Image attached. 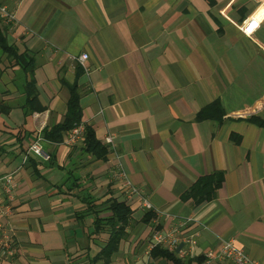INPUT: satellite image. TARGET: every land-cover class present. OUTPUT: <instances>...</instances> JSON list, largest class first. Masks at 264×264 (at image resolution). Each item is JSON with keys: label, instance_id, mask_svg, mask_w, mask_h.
<instances>
[{"label": "crops", "instance_id": "crops-1", "mask_svg": "<svg viewBox=\"0 0 264 264\" xmlns=\"http://www.w3.org/2000/svg\"><path fill=\"white\" fill-rule=\"evenodd\" d=\"M7 40L34 60L41 112L25 114L26 74L0 53V175L17 187L9 233L16 254L0 264H88L105 234L89 236L109 200L131 210L127 237L110 264H173L144 250L154 227L191 218L196 264L232 239L264 264V0H0ZM87 54L84 66L76 57ZM79 94L81 123L104 158L42 139L62 122L68 85ZM217 103L218 119L199 116ZM110 136L112 143H104ZM52 162L24 157L35 139ZM21 146V147H20ZM117 165L163 215L126 197ZM221 173L209 201L182 198L201 176ZM76 183V185H74ZM88 203L93 212L77 217ZM209 264H233L212 260Z\"/></svg>", "mask_w": 264, "mask_h": 264}, {"label": "trees", "instance_id": "trees-1", "mask_svg": "<svg viewBox=\"0 0 264 264\" xmlns=\"http://www.w3.org/2000/svg\"><path fill=\"white\" fill-rule=\"evenodd\" d=\"M0 53L4 54L11 65L18 66L27 76L23 86L24 93V112L25 114H31L32 112H41L45 108L39 104L37 99V92L35 88V81L33 77L34 72V60L32 56L27 52H19L16 46L7 40V37L0 27ZM69 96L66 101V113L61 123L55 124L50 128L44 127L42 132V139L51 141L53 143H59L63 137L66 136L73 127L81 123V109L78 104L79 94L76 86L68 85ZM0 106V110H1ZM222 111L217 103H212L208 109L199 113V116L218 119L221 117ZM83 142L85 152L93 155L95 158H104L106 154V146L102 145L95 137L92 128L89 125L83 126ZM21 147V146H20ZM28 147V146H27ZM27 147L22 152L25 153ZM30 160H38L30 155ZM52 162L51 155L49 154V160ZM222 182L221 173H211L206 176L199 177L183 194L182 198H191L194 204H199L203 201H209L215 197V191ZM76 185V183H74ZM108 205L104 208V212H107L105 216H95L92 221V231L89 236L97 234H105L107 237L104 240L103 246L100 250L88 259V264H110L113 255L117 252L119 244L127 237V229L130 226V214L131 210L123 201L109 200ZM95 206L88 203L84 211L77 213V217L84 216L93 212ZM153 217L151 212L145 213L140 221L144 224L148 223ZM150 255L153 258H161L166 261H170L173 264H183L182 260L177 258L172 252H169L159 246L154 247L150 251ZM196 264H202L203 257L200 256L196 259Z\"/></svg>", "mask_w": 264, "mask_h": 264}, {"label": "built area", "instance_id": "built-area-1", "mask_svg": "<svg viewBox=\"0 0 264 264\" xmlns=\"http://www.w3.org/2000/svg\"><path fill=\"white\" fill-rule=\"evenodd\" d=\"M0 19L5 21H13V13L8 11L5 6H0ZM87 54H81L76 57V61L84 66V61ZM83 124L79 123L71 129L66 138V144L72 145L82 137ZM104 143H112L111 137L106 136ZM32 156L41 162L49 160V153L41 145L40 138L31 142L25 153V156ZM118 177L121 179L126 197H135L140 206L148 211L153 212L155 215H163L159 210L152 207V205L143 196L140 189L135 187L128 179L127 175L123 172L120 165H117L116 171ZM17 183L14 179L12 172H7L0 175V262L5 259L12 258L16 254V246L14 240L9 233V218L12 215V200ZM191 221V218L175 219L173 225L166 230H161L156 227L150 233V242L144 250L145 256L150 258V251L154 247H161L169 252H172L177 258L183 260L186 256H193L195 246L197 244V234H182V227ZM229 260L233 264H262L261 262L251 260L248 255L236 244L232 239H220L219 245L215 252L207 251L204 254L202 264H209L212 260ZM143 264H146L143 263Z\"/></svg>", "mask_w": 264, "mask_h": 264}]
</instances>
